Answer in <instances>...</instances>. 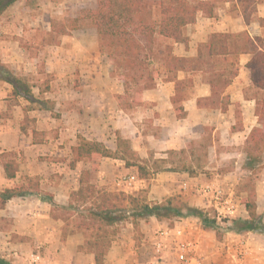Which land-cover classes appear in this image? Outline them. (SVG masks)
I'll list each match as a JSON object with an SVG mask.
<instances>
[{"label": "crops", "instance_id": "0c3cea01", "mask_svg": "<svg viewBox=\"0 0 264 264\" xmlns=\"http://www.w3.org/2000/svg\"><path fill=\"white\" fill-rule=\"evenodd\" d=\"M73 1L76 0L52 4L69 7ZM255 1V11L248 24L236 0L218 4L213 16L199 11L196 20L183 29L187 43L173 41L172 53L179 57H195L198 44L212 33H246L252 38L260 37L264 50V0ZM38 18L36 15V20ZM5 26L0 22V31L5 32ZM58 39V44L44 47L42 57L53 80L44 88L40 84L31 86L34 99L14 95L13 85L0 79V153L12 152L18 165L14 177L9 178L0 158V189L13 187L26 176L38 178L40 188L50 192L54 202L66 205L69 192L78 187L81 170L88 168L84 161L69 166L71 148L77 143L78 135L103 142L110 135L113 143L105 146L115 150L116 133L119 132L140 157H145L150 149L154 155L164 158L166 151L184 148L188 142L200 139L204 127L209 125L220 143L214 141L208 150L212 148L216 154V148L224 145L223 154H231L239 146V139L244 142L250 129L257 124L254 114L256 89L246 66L250 52H241L236 57L238 72L220 98L226 96L225 111L219 106L198 104V99L211 95L210 84L201 72L184 70L176 75L177 79L188 83L180 92V99L175 92L176 80H167L162 74L155 87L140 93V104L122 109L119 104L124 94L122 83L111 76V64L100 52L97 36L87 29L60 35ZM7 43L9 41H0V62L16 67L14 50ZM188 78L190 80H186ZM174 98L178 102L176 105L172 102ZM44 100L52 101V109L43 107ZM176 106H181L182 117H178ZM54 111L57 114H53ZM33 130L38 133L35 138ZM128 173L136 174L135 167H126L121 159L102 157L91 181L99 186L109 183L106 188L115 190L114 180ZM232 175L233 171L216 173L215 178L233 181L235 176ZM208 181L204 172L190 175L186 171L166 170L156 172L148 182L139 179L127 192L147 187L150 201L160 202L180 194L189 206L208 209L212 207L211 201L203 193ZM255 193L256 212L262 214L264 220V169L256 180ZM50 208L51 205L35 193L14 196L0 208V220L9 221L6 227H0V252L6 253L3 257L11 264H29L25 256L29 251L25 247L29 236L34 238L36 252L49 263L95 264L92 253L77 248L84 240L81 232L61 238L63 222L51 216ZM238 215L245 218L247 212L241 210ZM172 226L181 229L182 234L163 238L162 264H176L174 247L182 240L194 241L193 254L203 257L207 264H264V236L223 230L217 238L213 230L201 228L195 216L172 219L149 216L139 221L137 231L126 221L112 241L103 264H150L157 232ZM241 239L250 247L251 255L246 259L238 253Z\"/></svg>", "mask_w": 264, "mask_h": 264}, {"label": "trees", "instance_id": "16d2710c", "mask_svg": "<svg viewBox=\"0 0 264 264\" xmlns=\"http://www.w3.org/2000/svg\"><path fill=\"white\" fill-rule=\"evenodd\" d=\"M19 0H0V15L12 3ZM36 0H24L31 5ZM233 0H97L92 9L84 10L83 14L66 17L63 20H51L50 29L45 32L43 45L58 44L59 36L70 34L77 30H91L97 36L100 52L104 53L111 64V75L122 83L124 94L120 96L122 109L132 108L141 103L140 93L145 89L155 87L156 80L162 74L165 79L176 80L175 92L178 98L188 84L176 78L179 70L203 74V79L210 84L211 95L198 99L209 107L219 106L226 110V96L221 98L224 88L238 72L237 55L250 52L251 58L246 63L250 71V80L255 91V110L257 124L248 132L243 151L247 158L245 169L253 171L254 166L264 168V50L260 37H250L246 33H212L208 39L198 44L195 57H179L172 53V42L187 43L183 29L185 25L196 20L200 11L213 16L218 4ZM239 4L244 22L248 24L251 14L255 11V0H236ZM0 79L13 85V94L23 95L26 99H34L28 87L20 85V80L0 64ZM184 80V79H183ZM190 80V78L186 79ZM179 101V100H178ZM174 105L177 100L172 99ZM178 117H182L181 106ZM22 126V130H23ZM38 133L33 130V135ZM36 140H39L36 137ZM195 141L178 150L166 151L165 158L153 161L149 168L143 158L131 149L127 139L116 133V149L111 150L102 142L89 140L78 136L77 143L72 146V159L69 166L77 161L88 163V168L81 170L78 187L71 190L66 205H60L53 200V195L40 188L38 178L24 177L21 183L13 187L0 189V208L14 196H26L32 193L51 205L50 214L63 222L61 238L69 234L81 232L83 243L79 251L92 253L95 264H103L105 256L115 236L122 225L131 222L138 230L141 219L154 216L157 219L181 218L195 216L199 219L201 228L211 229L220 238L223 230L236 233L254 232L264 236V220L256 212L255 191L248 190L241 199L247 217H231L218 219L215 212L204 208L189 206L179 194L169 196L164 200L150 201L147 199L148 188L135 192L109 190L91 181L100 166L102 157H112L124 161L126 167L134 166L138 178L147 181L153 174L163 170L186 171L194 175L204 166L207 155L206 147ZM205 148V150H203ZM201 152L204 157L200 160ZM127 156H132L141 163L129 162ZM151 156V155H150ZM0 158L7 177H14L17 163L12 152H1ZM163 164L172 165L164 168ZM229 224L226 225V221ZM0 264H11L0 255Z\"/></svg>", "mask_w": 264, "mask_h": 264}, {"label": "rangeland", "instance_id": "374dc122", "mask_svg": "<svg viewBox=\"0 0 264 264\" xmlns=\"http://www.w3.org/2000/svg\"><path fill=\"white\" fill-rule=\"evenodd\" d=\"M58 1L60 0H36L35 2L33 1L31 5H28L24 3V0H19L11 4L14 5L12 8H10V10H8L7 12H3L0 15L1 24L7 26H5V32L0 31V41H5V43L9 41V43H7V46L10 49L14 50L15 58L13 62L16 67H10V65L2 62H0V64L8 69L14 76L19 78L20 85L23 84V87H28L30 90V87H36V84H40V87L44 88L46 87V85H48L50 80H53L52 74L46 71L44 61L42 60L44 47L46 46L43 45V38L45 37V32L50 29V21L63 20L66 17L78 16L80 14H83L84 10L92 9L97 5V0H76L73 1L72 5H70L69 7H62L57 6L56 4H52L53 2L57 3ZM36 15L39 17L37 20ZM36 56L38 57L37 60ZM112 77H114L115 80H119L115 76ZM34 89L36 92V88ZM43 107L52 109V101L44 100ZM53 114H57V112L54 111ZM238 121H241V119L238 118ZM26 124L28 125L29 123L26 122ZM209 127V125L207 127H204L200 139L193 140V142L195 141L197 144H203V147H206L207 149L205 162V156L201 152H199L200 160H203L204 166L200 170H197V172H204L205 176L208 177V179L212 180L215 178L216 173L225 174L233 171V175L235 176L234 180H225L233 186L235 194L241 201V199L247 195L248 190L254 189L255 191L256 180L258 178V175L263 171L264 168L258 167L257 165L254 166L253 171H249L248 169L244 168V166L247 165V158L245 157V153L243 151L245 140L244 142H242V138L239 139V146L237 147V149L231 154H223L225 151L221 150V148H225L224 145L216 148V154H214L212 148L209 151L208 147L209 145H212L214 141L220 143L219 137L216 136V134L214 136V134H212V130H210ZM112 138L113 137H110V135H108L106 136L105 142H99H102L104 145H112L111 143H113L114 140ZM203 150H205V148H203ZM152 151L153 150L148 149L147 155L145 157L139 156L140 158L146 160V162L141 163L132 156H127V158L129 162L146 164L149 168L152 169L154 166L153 161L155 159L161 158L160 154L154 155ZM170 166L172 165L163 164L164 168ZM135 170L138 176L136 167ZM148 181L149 180H147V182ZM106 186H110V184L108 183L105 186L101 187L106 188ZM135 191L136 190H133L132 192ZM179 196H181L182 200L185 201L182 195L179 194ZM205 210H208L211 213H213L214 211L213 207H209ZM8 224L9 221L0 220V227H6ZM26 238L30 240L25 245V247L29 249L27 253L29 255L30 252H36V243L33 237L28 236ZM5 254L6 253H3V251L0 252L1 256H6Z\"/></svg>", "mask_w": 264, "mask_h": 264}, {"label": "built area", "instance_id": "2783aa9c", "mask_svg": "<svg viewBox=\"0 0 264 264\" xmlns=\"http://www.w3.org/2000/svg\"><path fill=\"white\" fill-rule=\"evenodd\" d=\"M139 180L137 174H123L114 180V189L116 191H125L134 187V183ZM203 193L211 201V205L218 219L240 217L238 212L244 211L245 208L238 196L235 194L233 186L225 179L214 178L203 186ZM246 211V210H245ZM238 215V216H236ZM242 218V217H241ZM229 220L226 221V224ZM182 234L181 229L174 226L159 230L156 234L157 239L153 243V257L150 264L163 263V238ZM239 256L246 259L251 255L250 247L245 239L238 242ZM196 248L194 241H178L174 247L176 264H207L205 259L193 254ZM29 264H52L44 260L39 252H30L27 256Z\"/></svg>", "mask_w": 264, "mask_h": 264}]
</instances>
